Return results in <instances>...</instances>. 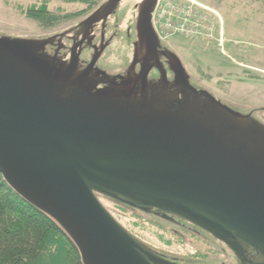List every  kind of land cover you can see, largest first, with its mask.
<instances>
[{"label": "water", "instance_id": "1", "mask_svg": "<svg viewBox=\"0 0 264 264\" xmlns=\"http://www.w3.org/2000/svg\"><path fill=\"white\" fill-rule=\"evenodd\" d=\"M122 1L103 2L82 29L101 23L103 31ZM156 2L136 4L132 60L116 77L118 91L89 81L103 46L76 73L75 44L68 61L40 58L56 39L60 48L65 32L0 35V175L56 221L83 264H180L131 235L100 196L184 221L237 264H264V123L190 84L154 32ZM160 56L175 72L170 87ZM153 68L158 91L148 80Z\"/></svg>", "mask_w": 264, "mask_h": 264}, {"label": "rangeland", "instance_id": "2", "mask_svg": "<svg viewBox=\"0 0 264 264\" xmlns=\"http://www.w3.org/2000/svg\"><path fill=\"white\" fill-rule=\"evenodd\" d=\"M40 0H0V35L22 38H45L67 29L84 17L69 20L63 25L49 31L37 27L34 21L25 16V9ZM139 0H123L120 8L108 18L113 23L117 19L118 34L109 44L105 53L109 68L120 67V57H131L132 44L135 39L134 19L136 4ZM203 6L200 8V25L196 27V38L185 37L180 32H167L168 42L163 48L176 51L195 85L207 90L215 98L230 108L248 113L264 123V3L262 0H195ZM184 0H168L162 10L163 15L177 16L190 21L192 12L198 10L192 5L189 13L181 5ZM50 11L58 13L77 12L80 6L63 4L53 0L47 5ZM110 30L115 27L108 25ZM179 30V28H178ZM180 31V30H179ZM127 65L124 62L123 67ZM111 66V67H110ZM200 70L202 73H200ZM248 71V72H244ZM249 74L253 75L251 77ZM249 76V77H248ZM102 205L112 215V204L102 200ZM113 216V215H112ZM114 217V216H113ZM155 217V216H154ZM164 223V219L155 217ZM168 221V220H165ZM179 223V220H177ZM170 221V229L162 238L147 229L138 227L140 240L156 252L166 250L170 254H200L190 264H236L235 258L225 245L217 241L206 240L186 232ZM190 225V224H189ZM190 230L198 228L186 225ZM205 233V232H204ZM169 238H168V237ZM165 240L170 242L165 243ZM215 240V239H214ZM216 246L205 260L203 253ZM161 249V250H160ZM205 250V251H204ZM204 251V252H203ZM160 253V252H159ZM181 264V263H180Z\"/></svg>", "mask_w": 264, "mask_h": 264}, {"label": "trees", "instance_id": "3", "mask_svg": "<svg viewBox=\"0 0 264 264\" xmlns=\"http://www.w3.org/2000/svg\"><path fill=\"white\" fill-rule=\"evenodd\" d=\"M51 1L53 0H40L39 3H33L24 10L25 16L44 31L53 30L73 18L86 17L105 0H56L63 4L80 6V10L74 13L50 11L47 5ZM262 1L264 3V0ZM200 73H202L201 70ZM249 75L253 77V75ZM260 110L261 108L248 113L252 115ZM100 198L108 200L112 204L114 218L139 240L138 227L153 232L159 238L171 232L166 226L170 221L164 220L162 223L153 215L142 213L110 198ZM176 222L175 225L200 238V229L197 231L190 230V228L185 227L186 225L190 227L188 223ZM201 233L204 239L215 241L207 233ZM165 241L166 244L170 242L169 240ZM216 248L214 246V248L206 250V253L204 250L203 259L205 260L212 253H216ZM152 249L156 250L155 248ZM159 252L167 259L181 264H190L200 256V254L193 253H187L184 256L175 255L164 249ZM0 264H83L77 248L56 221L17 194L2 179L1 175Z\"/></svg>", "mask_w": 264, "mask_h": 264}, {"label": "flooded vegetation", "instance_id": "4", "mask_svg": "<svg viewBox=\"0 0 264 264\" xmlns=\"http://www.w3.org/2000/svg\"><path fill=\"white\" fill-rule=\"evenodd\" d=\"M85 18L86 17H84L79 22L75 23L74 25H70L67 29L61 31V32H65V35L61 38L60 48L57 50V44H56L57 39H56L52 45H48L45 47V50L41 53L40 58H42L43 60L53 59L57 63L68 61L70 59V47L73 44H75V48L81 50L80 56H79V65L75 71L76 73H79L90 62L95 49L98 51L99 48L103 46L104 49L94 66V70H93L92 76L89 77V81L91 85L96 86V88L118 91L120 90L117 87L119 81L116 77L121 76L125 73V70L127 69L128 65L130 64L132 60V55L131 57H124L122 55L119 59V62L117 63L118 65H120V67L118 66L117 68L112 67L113 71L110 70L109 64L106 62L105 53L107 51V48L109 44L112 42V40L116 38L118 34V31H117L118 24L116 23L118 20L114 19L112 24L111 22H108L107 20L106 26L103 31L101 30V23H97L93 26L90 32L88 31L86 32L82 29V26H81V22ZM109 24L115 27V30H110L108 28ZM170 51L173 52L180 59L182 63V60L179 57V54L176 51H172V50ZM160 61L163 64L164 69L166 71V78L169 81L168 87H170L173 82L175 72H173L172 68L168 67L167 60L164 56H160ZM124 62H127V65L125 67H123ZM182 66L184 67L183 63H182ZM138 70H139V66L136 65L135 71L137 72ZM158 78H159L158 71L154 68L151 69L148 74V80L153 85V89L157 91L161 90L164 87V86H161V84H157ZM189 82L197 90L202 89L200 86H197L194 84V82H192L190 76H189ZM177 220L178 219L175 218L173 222ZM201 232H204V231L200 230V233ZM236 264H237V261H236Z\"/></svg>", "mask_w": 264, "mask_h": 264}, {"label": "built area", "instance_id": "5", "mask_svg": "<svg viewBox=\"0 0 264 264\" xmlns=\"http://www.w3.org/2000/svg\"><path fill=\"white\" fill-rule=\"evenodd\" d=\"M168 0H157L155 8L152 12L151 23L152 27L161 42H168V33L170 31H177L183 34L185 37L196 38V27L200 25V8H203L195 0H184L181 5V8L189 13V10L192 5H195L198 11L192 12L190 15V21L193 24L187 23L186 19H180L177 16L163 15L162 10L166 7ZM179 28V30H178Z\"/></svg>", "mask_w": 264, "mask_h": 264}]
</instances>
